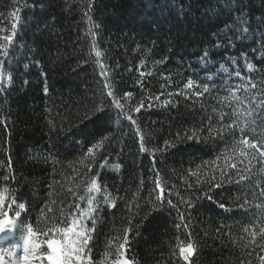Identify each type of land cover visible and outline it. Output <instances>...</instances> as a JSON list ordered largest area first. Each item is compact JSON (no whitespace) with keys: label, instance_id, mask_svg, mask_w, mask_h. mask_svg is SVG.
Listing matches in <instances>:
<instances>
[{"label":"trees","instance_id":"16d2710c","mask_svg":"<svg viewBox=\"0 0 264 264\" xmlns=\"http://www.w3.org/2000/svg\"><path fill=\"white\" fill-rule=\"evenodd\" d=\"M13 23L16 38L0 81V193L10 206L3 211L13 219L18 204L27 211L20 210L16 226L0 235V250L22 253L29 225L35 231L65 226L77 205L87 207L84 189L97 179L101 192L94 204L100 207L86 250L93 264L122 258L132 264H184L178 249L189 241L198 248L192 264H259L261 240L249 242L250 233L264 227V207H256L264 206V158L246 148L248 158L241 157L243 136L228 125L245 119L234 111L251 108L247 119L264 136V0H0V36L10 34ZM242 26L249 29L243 35ZM204 52L209 56L202 64ZM102 71L117 89L116 99L132 93L121 99L125 112L144 103L139 114L132 113L136 125L110 106ZM189 78L201 87L185 89ZM204 84L208 92L195 95ZM98 106L106 112L96 118ZM137 127L147 152L140 151ZM189 135L199 141H188ZM100 140L104 147L89 155ZM165 141L176 147L161 152ZM225 155L236 170L226 168ZM214 162L229 171L231 182L221 178ZM157 172L166 197L172 186L167 198L176 209L157 210ZM212 175L220 188L204 183ZM240 175L249 180L237 184ZM197 178H203L211 201L196 190ZM105 194L116 200L114 209L104 205Z\"/></svg>","mask_w":264,"mask_h":264},{"label":"snow or ice","instance_id":"6c2138e0","mask_svg":"<svg viewBox=\"0 0 264 264\" xmlns=\"http://www.w3.org/2000/svg\"><path fill=\"white\" fill-rule=\"evenodd\" d=\"M13 19L18 20V17L16 15V12L12 13ZM17 24L13 23L12 29L13 31L8 35H2L0 36V81L4 79V65H5V59L10 55L11 49L14 46V41L16 38V32L15 29L17 28ZM228 26H226V29ZM0 31H4L3 29H0ZM249 29L247 27H241L240 32L241 35L244 33H247ZM225 35L227 32L224 33ZM219 46V45H217ZM95 51V56L100 57L101 53L99 51H96L95 48L93 49ZM209 56L208 52H204L202 56L200 57V60L202 64H204L207 61V58ZM100 67L103 69L104 65L100 64ZM221 67H223L221 65ZM247 68L251 70L252 65H247ZM225 72H227V69H224ZM101 76L105 77V83H104V89H106L107 97L111 98L110 106H114L117 110H119L120 115L122 118L132 125H136L137 121L133 118V114H139L141 110L145 107L144 103L141 102L139 106L135 108H131L128 112L124 111V105L121 103V99L127 101L128 99H131L132 93L131 92H124L120 99H116V92L117 89L114 88L113 84H110L107 82V73L101 72ZM235 76L237 79L241 78L240 72H236ZM8 81L10 82L12 80L11 75H8L7 77ZM206 80H212L213 77L205 75ZM201 85L198 84L197 81L189 78L187 79L186 83L184 84V88L188 90H195L200 88ZM238 88L245 87L243 85L237 86ZM251 87L253 89L256 88L255 84H252ZM209 90V85L204 84L203 85V91H196L195 95L202 96L204 93H207ZM45 92H47V89H45ZM177 95H180L181 93H176ZM171 95V93H169ZM232 95L235 96L236 93L233 91ZM157 100L160 99L159 96L156 97ZM253 100H255V97H253ZM170 103V101L165 100L163 102V106H167ZM151 105H149L150 107ZM106 112V109L104 107H96L95 112L93 115L96 118H99L100 115L104 114ZM237 117H245L240 123H237L234 121L232 124L228 125L229 129H238L239 133L243 136V138L239 141L241 145L244 146V148H241L238 150V154L241 157L248 158L249 153L245 151L246 149H253L255 150V153L259 155V157L264 158V136H258L256 135V126L255 121H249L247 118L252 117L253 112L252 109L249 108L247 113H240L235 112L233 113ZM93 117H87L89 121L92 120ZM211 131V129H209ZM247 132V135H244ZM136 134L137 138L139 140V148L141 152H147L148 149L145 147L144 144V137L140 134V129L136 128ZM179 135V134H177ZM249 137L252 139L250 140ZM194 138L199 141V137H195V135H189L186 137L188 141H193ZM108 137H105L104 140H107ZM104 140L97 141L96 143L92 144L91 147L88 148L87 152L89 155H94V152L96 149H102L104 147ZM176 147V145L171 144L168 141L164 142V148L161 149V152L166 151L167 149H171ZM256 157L253 156L252 159H255ZM221 159V157H216V162H218ZM224 161L226 168L228 170H236L237 165L236 163L229 164L228 161L231 159L229 155L224 156ZM153 162H155V156L153 154ZM214 162V167L219 172L221 178L227 177L229 181L231 182V176L229 174V171L225 168H220L218 163ZM243 161H241L242 163ZM261 163H264V159L260 161ZM83 163V161H81ZM104 164H107V159L105 158L103 160V163L101 164V167L104 166ZM249 164H251V160H249ZM114 167L118 170L120 168V165H114ZM199 167V166H197ZM248 172H251V168L245 169ZM88 171H91V168L88 169ZM261 171H264V168L261 169ZM190 176H197V172L189 171ZM202 179L203 178H197L195 183L198 186L196 190L202 192L203 198L207 199L209 201L212 200V196L208 192L203 191L202 185ZM249 180V176L240 175L239 179L235 181L237 184H240L242 182H245ZM216 176L212 175L209 180L204 181L208 185V188H220L221 184L215 183ZM154 187L153 192L156 193L155 199L159 202V208L157 210L163 211L165 205L169 209H176L177 204L173 203L172 199H169L167 197L172 196L171 187L168 186L169 191L167 192V197L165 195V184L162 183V178L160 177L159 173H156V179L154 180ZM189 189L192 188V185H187ZM250 190V189H249ZM86 193L89 195L86 199V208H79L77 205V211L75 213H70L69 217L64 220L65 226L61 227L60 225L53 223L51 227L47 228V230L44 231H35L33 230L32 226L29 225L27 228V234L24 237L23 244L20 246L22 247V256L21 259L23 261V264H93L91 256L86 251L89 247L90 241L92 239V233L95 232V223H96V213L99 210L100 205L94 204V201L96 200V195L101 192L100 184L98 183L97 179H92L90 184L84 189ZM4 192H7V189L4 190ZM106 193V190H105ZM262 195H264V190L261 192ZM177 196L179 194L177 193ZM184 204H187L189 208H192L193 205L190 201L183 200V198H179ZM6 197L3 193H0V234L6 233L13 229L17 222L20 220L22 211H27L25 204H18L17 208L20 210H17L14 212L15 219L12 218V215H10L9 212L3 211V207H10L5 203ZM80 200H85L84 196L80 197ZM103 203L109 208H115L116 207V200L113 198H110L108 194H105L103 197ZM247 203V201H245ZM240 208H243L244 205H238ZM218 207L221 209H226V205L224 203L218 204ZM257 208L264 207L262 205H257ZM51 211V209H49ZM41 214L43 218V209H41ZM185 217L181 213L180 214V221L181 223H184ZM89 222H91L92 227H89ZM180 224H177L176 227H180ZM184 227H187V224H184ZM131 229H128L124 234V243L126 244L128 242L127 237L130 233ZM245 231H248V229H245ZM252 240L249 243H255L256 238L259 237L261 240L260 250L262 253H264V227L260 228L258 231L253 230L251 233ZM189 236H191V233H188ZM41 236H44V239H40ZM121 250V256L123 255L124 250V244L120 245ZM180 258L184 261V264H192L193 260L195 259V256L197 254L198 248H197V242L195 241H189L188 243L184 244L183 246L179 247L178 249ZM11 255V253H10ZM259 264H264V255H260L258 257ZM0 264H3V256L0 255ZM116 264H132V262L127 258L119 259Z\"/></svg>","mask_w":264,"mask_h":264},{"label":"rangeland","instance_id":"374dc122","mask_svg":"<svg viewBox=\"0 0 264 264\" xmlns=\"http://www.w3.org/2000/svg\"><path fill=\"white\" fill-rule=\"evenodd\" d=\"M10 253H8L6 257H3L4 264H23V261L21 259L22 253L20 250L15 249L13 251H10ZM6 258L10 259L11 261H6Z\"/></svg>","mask_w":264,"mask_h":264}]
</instances>
